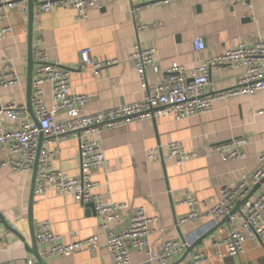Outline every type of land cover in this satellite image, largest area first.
<instances>
[{
    "label": "crops",
    "instance_id": "obj_1",
    "mask_svg": "<svg viewBox=\"0 0 264 264\" xmlns=\"http://www.w3.org/2000/svg\"><path fill=\"white\" fill-rule=\"evenodd\" d=\"M34 3V0H33ZM100 9L91 8L86 19H79L73 9L55 7L41 13L34 4L33 49L46 51L50 60L72 70L73 91L87 95L84 114H91L122 104L139 102L146 94L130 58L134 45L155 49L160 70L172 64L185 67L190 78L194 67L224 51L240 45L264 41V0H101ZM9 25L11 32L0 39V66L10 59L18 83L0 89V103H16L26 107L22 117L11 120L0 117L6 129L19 126L23 119L35 121L34 111L27 109L28 66V2L13 8L0 26ZM203 37L205 48L195 50L192 40ZM88 48L92 59L108 62L97 71L80 65V53ZM32 49V50H33ZM34 67V65H33ZM33 74V72H32ZM148 85L159 83L163 73L147 68ZM241 70L212 66L209 79L212 92L225 91L235 85ZM45 100L51 103L50 88L44 86ZM264 89L253 94L215 99L211 111L179 120L163 115L105 127L99 134L106 162L92 175L94 193L104 203L126 202L110 231L117 233L129 224L131 215L142 207L150 222V249L157 254L166 240L197 238L214 227L207 215L219 199L222 186L234 187L255 171L259 155L264 151ZM57 120L64 118L58 113ZM244 138L243 157L228 159L213 151L216 144ZM171 141H180L186 151L196 157L177 164L164 157L151 160L148 151ZM57 145L53 142L50 147ZM59 154L53 166L72 177L80 174L78 141L66 137L58 143ZM9 158L0 145V163ZM31 173L13 171L8 165L0 168V262L36 264L31 253V229L28 223V202ZM254 187V186H253ZM250 190L256 197L262 188ZM190 194L196 201V219L179 224L189 207L182 199ZM34 233L38 224L47 220L52 231L64 243L96 236L98 247L78 249L64 256L43 255L44 244L36 241L39 255L47 264H112L105 247L108 231L98 228V217L70 194H56L48 187L35 195L32 203ZM219 223V222H218ZM264 227V218L262 221ZM228 224L222 223L204 238L200 245L181 260L185 264L195 253H202L203 264H264V238L246 237L244 252L231 256L224 239ZM36 239V238H35ZM131 264H143L148 257L130 251ZM157 264L156 261H149Z\"/></svg>",
    "mask_w": 264,
    "mask_h": 264
},
{
    "label": "built area",
    "instance_id": "obj_2",
    "mask_svg": "<svg viewBox=\"0 0 264 264\" xmlns=\"http://www.w3.org/2000/svg\"><path fill=\"white\" fill-rule=\"evenodd\" d=\"M167 2L168 0H157ZM234 0H230L233 3ZM23 4V0H0V21H4L9 12ZM39 12L45 13L55 7L73 9L79 19H86L91 8L100 9L101 0H34ZM9 25L0 26V39L11 32ZM195 50L205 48L203 37L192 40ZM81 62L75 68L91 66L94 71L108 62L98 63L85 48L80 53ZM34 61L31 80V105L36 120L23 119L19 126L6 129L0 124V145L7 150L9 158L0 163V168L8 165L16 172H33L36 162L34 194H43L48 187L54 188L56 194H70L80 203H94L98 217V228L108 231L105 247L110 255L112 264H131L130 251L135 250L148 257L149 261L157 264H172L176 258L183 255L185 250L195 241L194 238L166 240L161 250L153 254L150 249V222H156V217H148L142 207L131 215L129 224L117 233L110 231V225L117 220L119 212L128 207L126 202L104 203L94 193L95 183L92 180L94 171L106 162L98 134L105 127L120 123L135 121L156 116L171 117L179 120L185 117L200 115L211 111L215 99H230L235 95L253 94L264 89V41H256L252 45H240L224 51L209 60L199 62L189 78L185 67L174 63L165 72L160 70L155 61L154 48H142L134 45L130 58L133 61L141 87L146 90L143 99L136 103L122 104L91 114L83 110L88 101L87 95L73 91L71 86L72 70L64 68L55 60H50L46 51L36 47L32 50ZM212 66L233 67L241 70V75L235 85L228 90L212 92L209 71ZM152 68L163 73V79L154 85H148L145 71ZM18 83L10 59H3L0 66V89L8 88ZM50 88L51 103L45 100L44 86ZM26 107L16 103H0V117L6 116L16 120L24 115ZM58 113L64 118L57 120ZM260 114L264 113L259 111ZM42 133L41 147L38 151L39 138ZM66 137L78 141L80 157V174L72 177L53 166L54 159L60 150L58 143ZM55 142L57 145H50ZM246 144L244 138L233 139L226 143L214 145L213 151L220 152L228 159L241 158V147ZM166 156L162 147L148 151L151 160H163L166 157L177 164H182L195 158L196 153L186 151L180 141H171L165 146ZM236 186H222L218 201L209 208L207 215L212 224L220 222L228 216L227 235L224 239L231 256L244 252L246 237L264 238V151L259 155V165L255 171ZM260 183L262 192L256 197H250V190ZM249 196V197H248ZM241 204L235 209L237 202ZM189 207L187 215L179 219V224L194 220L198 216L195 208L196 201L187 194L181 201ZM235 209V210H234ZM36 241L46 245L43 255L64 256L78 249L93 250L98 247L96 236L77 240L66 244L61 236L54 233L50 223L45 220L38 224L35 232ZM206 257L195 253L192 260L185 264H203ZM0 264H24L13 261H3ZM241 264H249L243 261Z\"/></svg>",
    "mask_w": 264,
    "mask_h": 264
},
{
    "label": "water",
    "instance_id": "obj_3",
    "mask_svg": "<svg viewBox=\"0 0 264 264\" xmlns=\"http://www.w3.org/2000/svg\"><path fill=\"white\" fill-rule=\"evenodd\" d=\"M28 2V66H27V109L29 111H32V105H31V80H32V72H33V65L34 61L32 58V49H33V19H34V3L33 0H27ZM36 120V119H35ZM43 135L40 134L39 138V145H38V151L41 147V141H42ZM36 162L34 165V169L32 172V178H31V189H30V196H29V202H28V223L31 229V240L33 248L31 253L34 255L36 259V264H47V262L39 255L38 248L36 246V239H35V233H34V227H33V220H32V203H33V197H34V187H35V176H36ZM260 187V183L256 184L253 187V190L258 189ZM251 193L249 194V196ZM248 196V197H249ZM241 204V201L237 202V205L235 209L239 207ZM86 208H89L93 213L95 212L94 209V203L89 202L86 204H83ZM234 209V210H235ZM229 217L225 216L217 225H214V227L209 228L206 232H203L199 237L195 239V241L191 244L190 247H188L185 252L183 253L181 260H183L196 246L200 245L202 240L206 238L209 234H211L216 226L228 222ZM143 264H151V262L146 261ZM175 264V263H174Z\"/></svg>",
    "mask_w": 264,
    "mask_h": 264
}]
</instances>
